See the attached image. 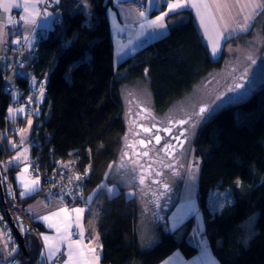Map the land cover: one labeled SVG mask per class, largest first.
Listing matches in <instances>:
<instances>
[{
    "label": "trees",
    "instance_id": "obj_1",
    "mask_svg": "<svg viewBox=\"0 0 264 264\" xmlns=\"http://www.w3.org/2000/svg\"><path fill=\"white\" fill-rule=\"evenodd\" d=\"M111 5L112 0H58L52 11L55 20L34 45L30 60L23 61L19 73L7 76V84L18 87L17 94L3 92L6 63L2 68L0 174L7 173L12 183L20 166L3 163L20 148L16 134L21 120L8 121L6 112L10 107L29 111L19 104L29 101V76L45 78L43 102L32 116L27 142L29 167L43 181L51 178L58 163L82 173L88 169L85 197L87 201L91 194L95 201L125 129L120 86L145 74L152 105L163 112L202 76L221 67L224 53L217 60L211 58L188 12L176 14L186 17L185 22L171 26L163 37L114 67L106 16ZM193 146L200 160L195 197L212 256L217 264H264V84L248 99L221 109L205 122ZM212 191H227L232 203L211 214L207 200ZM37 196L40 192L19 201L24 205ZM101 199L97 223L101 264H160L174 252L184 259L197 254L187 240L191 222L180 239L160 229L158 242L143 250L137 239L138 207L133 197L119 189L111 197L102 194ZM253 216L247 232L243 223ZM24 242L35 264L40 255L38 237L24 236ZM16 257L20 264L18 252Z\"/></svg>",
    "mask_w": 264,
    "mask_h": 264
},
{
    "label": "crops",
    "instance_id": "obj_2",
    "mask_svg": "<svg viewBox=\"0 0 264 264\" xmlns=\"http://www.w3.org/2000/svg\"><path fill=\"white\" fill-rule=\"evenodd\" d=\"M44 1L0 0V73L5 63L9 61L7 55L9 44H16L15 41H25L26 61L28 62L33 55L35 34L38 31H46L54 22L55 16L51 11L39 12V6ZM51 1L55 5L58 2V0ZM137 2L144 5V16L139 15L140 11L137 7L139 4ZM175 2L177 0H112V5L107 9L106 16L113 45V59L123 60L133 56L143 46L163 37L171 26L185 22L186 17L176 14L188 12L192 16L201 41L206 46L211 58L217 60L228 47L239 41L241 37L250 36L256 29L259 20L264 18V7H261L254 13L253 18L247 22V27H244V18L249 15L251 9H242V5L247 3L248 0H181L185 6L170 11L168 4ZM191 3L198 5L206 3L209 7L207 9L192 7ZM215 3L227 4L230 7H223L218 10L213 6ZM16 4L21 6H14ZM233 5L235 6L233 7ZM24 6L29 7V12L35 7L39 13L34 17L35 23L29 22L31 17H29V20L21 19V17L26 16ZM12 16L18 19L19 26H15ZM158 16H163L161 23L164 26H150L149 21L156 20ZM226 27L227 31H225ZM214 42L216 44L215 54H213ZM11 82L13 80H10L9 83ZM44 83L45 78L36 80L34 77L29 76L28 98L32 109L28 112L23 109L25 116L19 113L20 109L13 107H10L6 112L8 121L21 120V126L16 134L17 144L20 148L3 163L4 167L20 166L19 171L13 176V184L21 200L39 194L38 184L30 192L25 190L24 185L33 181L29 174L28 161L30 155L27 142L33 125L32 116L37 114L43 102ZM10 109L13 110L11 114ZM20 154H23L20 159H14ZM25 168L28 169L27 172H24ZM22 192L25 194L21 195ZM94 202L93 196L90 194L87 196L86 205L66 209L56 201H49L46 205L43 203L42 198L37 196L23 205L25 215L42 229L39 234L41 257H44L47 261H52L62 250V264H101L99 260L101 241L97 233L99 208L94 210L92 206ZM76 209H83V212L76 213L74 211ZM53 213H59V215L53 216ZM45 216L51 217V219L44 220L43 217ZM50 225L54 226L50 227ZM175 228H170V231ZM73 234H76L78 238L72 239ZM46 236L51 238V243L58 249L54 257L46 255L48 251L46 247L48 242L44 239ZM64 236H67L68 239H63ZM154 240L151 243L148 242V244L151 245ZM187 240L197 248L196 255L190 259H184L179 252H174L160 264H217L209 250L207 240L203 236V222L192 229ZM70 243L72 244L71 248H69ZM150 245H146L147 249L150 248L148 247ZM92 249H95V251H91ZM17 252V246L6 236L0 226V258L8 261L15 257ZM69 253L72 254L71 260H69Z\"/></svg>",
    "mask_w": 264,
    "mask_h": 264
},
{
    "label": "rangeland",
    "instance_id": "obj_3",
    "mask_svg": "<svg viewBox=\"0 0 264 264\" xmlns=\"http://www.w3.org/2000/svg\"><path fill=\"white\" fill-rule=\"evenodd\" d=\"M137 4L139 3L137 2ZM84 9H86V6H84ZM47 11L52 12L53 9ZM26 50L27 49H25L24 53V61L26 60ZM223 53L224 58L220 68L212 69L206 75L202 76L188 92L175 100L165 110L166 117H185L193 112L196 116L192 117V121L190 125H188V144L181 155L179 165L171 166L169 172L164 173L161 178H155L158 183L150 182L148 184L146 180H143V183H141V179L145 176V172L137 176L135 175V177L133 176V179L131 175L124 172L122 169L123 165L125 166V162L123 153H121L120 150L128 141V135L133 126L136 104H141L144 107H153V105L148 87V80L145 74L144 78L140 80H135L120 86L119 93L122 105L121 118L125 129L117 158L110 165L106 178L99 187L97 199L92 206L94 210L100 208L101 202L103 201L101 199L102 194L111 197L116 194L119 189H124L127 195L133 197L138 207L136 233L139 245L142 249H147L146 245H150L148 242L151 243L155 238L154 242L148 247L151 248L158 242V233L160 229L175 233L178 239H180L184 227L188 222H191L189 234L193 228L199 226L201 222H203L195 197L200 160L194 156V139L202 125L210 120L218 111L248 99L256 89L264 84V18L259 20L256 29L250 36L241 37L239 41H236L235 44H232V46L228 47ZM125 59H113V66L119 65ZM242 74L248 78L249 83L242 86L239 90L238 84H235L241 82L237 81V76ZM13 76H15V73L11 74V78ZM10 80L11 79H9V81ZM202 107L206 108L207 111L199 117L198 114ZM14 108L21 109L19 107ZM31 109L32 107L30 105L29 111ZM19 113L25 116L24 110H19ZM70 160L73 161V158ZM30 178L33 180L31 175ZM2 180L1 176V184ZM161 183L168 185L169 189L172 190L170 195L163 200L160 197L161 195L159 196L156 192V189L160 187ZM40 189L39 185V192ZM207 203L210 213L215 214L220 212L225 205H230L232 203V198L227 191H212L208 194ZM86 204L87 201L79 206H84ZM20 206L24 217L37 227L40 234L41 230L39 225L32 222L25 215L23 205ZM2 210V206L0 205V226L6 236L16 245L14 237L5 222ZM9 214L13 219L12 213L9 212ZM255 217L256 216L250 217L244 221L243 224L247 232L251 231ZM5 225L7 226L10 236L7 234ZM172 227L176 228L170 231ZM21 236L24 238V235L21 234ZM38 240L41 252L40 238H38ZM59 253H61L62 261V250ZM14 258L19 262L16 256Z\"/></svg>",
    "mask_w": 264,
    "mask_h": 264
},
{
    "label": "flooded vegetation",
    "instance_id": "obj_4",
    "mask_svg": "<svg viewBox=\"0 0 264 264\" xmlns=\"http://www.w3.org/2000/svg\"><path fill=\"white\" fill-rule=\"evenodd\" d=\"M237 81H241L235 84H238L239 90L249 83L244 74L237 76ZM194 116L196 114L193 112L185 117H166L165 111L158 112L154 107L136 104L128 141L120 150L125 162L123 171L132 178L145 172L143 180H146L148 184L158 183L155 178H161L164 173L169 172L171 166L179 165L181 155L188 144V125ZM198 116L200 117L201 113ZM144 129H150V131H144ZM156 136L161 137L159 143L155 140ZM140 141H144V144ZM145 152L148 153L147 156L143 155ZM156 192L163 200L172 190L168 185L161 183Z\"/></svg>",
    "mask_w": 264,
    "mask_h": 264
},
{
    "label": "built area",
    "instance_id": "obj_5",
    "mask_svg": "<svg viewBox=\"0 0 264 264\" xmlns=\"http://www.w3.org/2000/svg\"><path fill=\"white\" fill-rule=\"evenodd\" d=\"M55 4L51 0H45L39 6V12L43 13L47 10L54 9ZM140 12H145L143 4L138 5ZM12 21L15 26H19L18 19L12 16ZM45 34L43 31L37 32L34 36V45ZM8 54L10 60L5 65V75L2 76V89L3 92L10 94H17L18 87L16 85L7 84V76L10 72L16 71L19 73V67L24 61V53L26 49L25 41H21L16 44H9ZM20 106L30 109V103L28 100H21ZM16 130V129H15ZM29 174L34 181H38L40 185V195L44 203L49 201H58L64 208L71 209L74 206L83 205L86 201L85 197V180L88 177V172H78L72 169L70 166L58 165L53 168L50 179L43 181L42 177L37 174L34 168H29ZM3 192L6 201V210L12 213L15 225L19 229L22 235H35L39 238V232L37 227L30 223L22 214L20 198L18 197L16 188L11 182L7 173L2 176ZM20 203V204H19ZM7 230V226L5 225ZM8 236H10L7 230ZM72 239H77L78 236L73 234ZM0 264H19L16 258H12L8 261H4L0 258ZM37 264H62L61 253L57 254L52 261H47L44 257L39 256Z\"/></svg>",
    "mask_w": 264,
    "mask_h": 264
},
{
    "label": "snow or ice",
    "instance_id": "obj_6",
    "mask_svg": "<svg viewBox=\"0 0 264 264\" xmlns=\"http://www.w3.org/2000/svg\"><path fill=\"white\" fill-rule=\"evenodd\" d=\"M14 6H16V7H20L21 5L16 4V5H14ZM184 6H185V4L182 3L181 0H177V2H175V3H169V4H168V8H169L170 11H171V10L178 9V8H181V7H184ZM191 6H192V7H203V8H205V9H207V8L209 7V5L206 4V3H201V4H199V5L196 4V3H191ZM213 6H214L215 8H217L218 10L221 9V8H223V7H230V6L227 5V4L221 5V4H219V3H215ZM234 6H235V5H233V7H234ZM5 7H7V5H5ZM261 7H264V0H248L247 3H245V4L242 5V9H243V8H250V9H251V12L249 13V15L245 16V18H244V19H245L244 27H247V22L250 21V20L253 18L254 13H255L257 10H259ZM24 11H25V13H26V16H25V17H21V19H22V20H29V17H31V19H30L29 22H31V23H35V19H34V17H35L36 15H39V13H38L37 10L35 9V7H33V8H32V11L29 12V7H28V6H24ZM139 15H140V16H144L145 13H144V12H140ZM165 15H166V14H165ZM162 20H163V16H158V17H156V20H154V21H149V25H150V26L163 27L164 25L161 23ZM225 31H227V27L225 28ZM15 43H19V41H15ZM215 52H216V44H215V42H214V43H213V54H215ZM12 111H13L12 109L9 110L10 114L12 113ZM20 111H23V109H20ZM206 111H207L206 108H203V107H202V108L200 109V113H201V114H203V113L206 112ZM181 123H185V121H181ZM144 131H150V129H144ZM166 131H168V130L166 129ZM22 132H23V130H22ZM160 139H161L160 136H156V137H155V140H156L157 143H159ZM140 143H141V144H144V141H140ZM21 155H23V154L18 155V156L15 157L14 159H20V156H21ZM143 155L147 156L148 153L145 152ZM27 171H28V169L25 168V169H24V172H27ZM38 183H39L38 181H31V182H29V183H25V185H24L25 190H26L27 192H30V191L34 190V189H35V186H36ZM141 183H143V178L141 179ZM24 194H25V193H23V192L21 193V195H24ZM74 211H75L76 213H82V212H83V209H76V210H74ZM52 215H53V216H57V215H59V213H53ZM43 219H44V220H49V219H51V217L45 216V217H43ZM51 226H54V225H50V227H51ZM58 231H59V229H58ZM81 234H82V233H81ZM62 238H63V239H68L67 236H64V237H62ZM44 239H45V241L48 242L47 245H46V247H47V249H48L46 255H48L49 257H54V256H55V253H56V251H58V249L56 248V246H55L54 244L51 243V238H50V237H47V236H46V237H44ZM71 247H72V244L70 243V244H69V248H71ZM91 251H95V249H92ZM71 256H72V254L69 253V260H71Z\"/></svg>",
    "mask_w": 264,
    "mask_h": 264
},
{
    "label": "water",
    "instance_id": "obj_7",
    "mask_svg": "<svg viewBox=\"0 0 264 264\" xmlns=\"http://www.w3.org/2000/svg\"><path fill=\"white\" fill-rule=\"evenodd\" d=\"M0 205L2 206L3 217L5 222L7 223L12 236L14 237L19 255H20V262L21 264H31L29 256L27 254V250L25 247L24 238L21 236L20 232L16 228L12 217L10 216L9 212L6 210V202L3 194V187L1 184V174H0Z\"/></svg>",
    "mask_w": 264,
    "mask_h": 264
}]
</instances>
